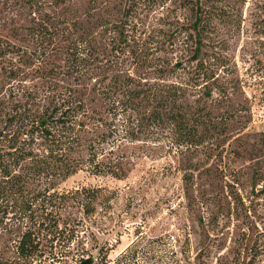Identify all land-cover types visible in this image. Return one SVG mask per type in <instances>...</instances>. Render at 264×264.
Segmentation results:
<instances>
[{
	"label": "trees",
	"instance_id": "1",
	"mask_svg": "<svg viewBox=\"0 0 264 264\" xmlns=\"http://www.w3.org/2000/svg\"><path fill=\"white\" fill-rule=\"evenodd\" d=\"M85 1L82 10L73 0H23L36 17L13 31L20 43L0 37V240L6 238L0 264L56 258L61 243L79 237L82 221L70 209L89 216L113 196L103 198L107 190L100 187L59 189L80 171L125 180L140 160L164 158L167 148L169 165L184 171L185 208L214 203L191 164L180 167V157L207 144L224 146L230 133L246 128L234 126L241 109L200 60L207 15L193 25L195 67L168 66L127 32L121 0ZM202 82L204 99L195 98ZM209 100L217 104L212 108ZM158 142L163 149L155 148ZM143 241L115 264H167L152 241ZM99 250L107 260V243ZM72 251L66 253L74 258L80 249ZM182 254L184 260L172 252L187 264Z\"/></svg>",
	"mask_w": 264,
	"mask_h": 264
},
{
	"label": "rangeland",
	"instance_id": "2",
	"mask_svg": "<svg viewBox=\"0 0 264 264\" xmlns=\"http://www.w3.org/2000/svg\"><path fill=\"white\" fill-rule=\"evenodd\" d=\"M125 1L119 2L128 9L127 32L168 66L195 67L198 38L193 25L200 14L207 15L200 36V60L219 76V86L235 102L232 106L241 109L236 115L242 124L236 120L234 126L246 123V128L239 135L230 133L224 146L207 144L180 157V167L191 164L189 172L215 198L204 208H185L184 171L178 163L169 165L167 148L160 153L164 158L140 160L125 180L87 171L71 176L59 185L60 190L100 187L107 190L103 198L110 192L113 196L89 216L72 207L71 216L82 221L79 237L71 245L61 243L56 258L34 264H80L82 258L90 257L94 264H115L140 237L143 243L152 241L150 245L167 264H178L173 251L183 260L182 253H186L187 264H193L198 255L196 264H264V0ZM72 3L82 10L86 6L85 0ZM34 17L23 0H0V37L20 43L13 31L18 33V26ZM202 83L195 87V98L204 99ZM214 97L219 96L215 93ZM211 102L213 108L217 102ZM155 146L163 149L162 142ZM196 165L200 171L193 170ZM4 241L3 237L0 248ZM106 243L110 248L107 260L99 250ZM79 249L74 258L67 256L68 250Z\"/></svg>",
	"mask_w": 264,
	"mask_h": 264
},
{
	"label": "water",
	"instance_id": "3",
	"mask_svg": "<svg viewBox=\"0 0 264 264\" xmlns=\"http://www.w3.org/2000/svg\"><path fill=\"white\" fill-rule=\"evenodd\" d=\"M94 258L90 257V258H86L84 259L80 264H94Z\"/></svg>",
	"mask_w": 264,
	"mask_h": 264
}]
</instances>
